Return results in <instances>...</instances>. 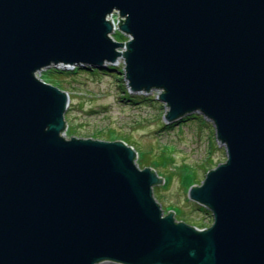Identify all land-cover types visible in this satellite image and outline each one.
Returning <instances> with one entry per match:
<instances>
[{
  "label": "water",
  "instance_id": "95a60500",
  "mask_svg": "<svg viewBox=\"0 0 264 264\" xmlns=\"http://www.w3.org/2000/svg\"><path fill=\"white\" fill-rule=\"evenodd\" d=\"M119 59L166 122L214 124L227 159L188 190L210 227L162 208L127 142L62 135L70 96L37 72ZM105 261L264 264V0H0V264Z\"/></svg>",
  "mask_w": 264,
  "mask_h": 264
},
{
  "label": "rangeland",
  "instance_id": "374dc122",
  "mask_svg": "<svg viewBox=\"0 0 264 264\" xmlns=\"http://www.w3.org/2000/svg\"><path fill=\"white\" fill-rule=\"evenodd\" d=\"M113 13L112 18H119L120 13ZM120 41L126 42L125 38ZM123 63L122 60V66ZM45 71L39 73L42 79ZM58 83L70 96L65 114L69 137L126 140L136 147L142 169L150 167L163 179L162 184L154 187V194L166 212H174L175 217L183 218L191 226L213 224L211 211H202L199 209L202 205L188 197V188L198 185V180L203 181L202 167L209 155L216 166L227 159L225 146L217 140L212 121L203 117L197 123L179 126L178 122L168 130L160 129L169 108L159 100L157 91L148 94L154 99L151 103L141 106L125 103L121 100L124 93L117 86H128L125 76L123 82H116L110 77L83 74L74 80L60 78Z\"/></svg>",
  "mask_w": 264,
  "mask_h": 264
},
{
  "label": "trees",
  "instance_id": "16d2710c",
  "mask_svg": "<svg viewBox=\"0 0 264 264\" xmlns=\"http://www.w3.org/2000/svg\"><path fill=\"white\" fill-rule=\"evenodd\" d=\"M123 38V37H122ZM122 38H120L118 36L119 40H122ZM86 74V75H91L92 77H110L113 80H115L116 82H123L124 81V76H125V72H124V67L122 66V64L119 65H114L111 63H106L103 67H101L100 69H92L90 68V66H87L86 68L80 67V66H76L73 69H69V70H64V69H58V68H54L51 67L49 69H47L45 71V74L42 76L44 79L43 81L52 84L54 86L59 87L61 90V84L58 83L60 78H64V79H75L77 77H80L81 75ZM119 90L121 91V93H124V96L121 97V100H123L125 103L129 104V105H145L146 103H151L154 101L153 98H150L148 95H142V94H131L126 85H117ZM204 116L194 113L191 115H185L182 118L176 120V121H172V122H162L160 129H164L168 130L170 128H173L178 122L180 123L179 126H185L186 124H191L196 122L197 120H199L200 118H203ZM66 123L67 126L68 124V120L66 117ZM180 128V127H179ZM69 132H70V128L68 126L67 129V137H69ZM72 136V135H71ZM96 139V138H93ZM98 140H105V141H116L119 139H98ZM126 142V140H124ZM128 143V142H127ZM129 145L133 146L132 144L128 143ZM213 151H210V153ZM220 164V163H219ZM217 164V165H219ZM137 165L142 169L141 164L137 161ZM216 164H214V159L211 157V155H209V159L204 162L203 167H202V173H204L205 175L207 174L208 171H210L211 169L215 168ZM147 167V166H146ZM144 167V168H146ZM154 170V169H153ZM205 178V177H204ZM191 180L193 182H195V179L193 177H191ZM204 180V179H203ZM203 181H197L196 184L201 185ZM201 183V184H200ZM192 187V186H191ZM190 188V187H189ZM188 188V190H189ZM199 209H201L204 212L209 213V210L206 207L203 206H199ZM172 212V211H170ZM169 212V213H170ZM174 213V212H173ZM184 215H182V217H184ZM176 220L178 222H186L183 220V218L179 219L178 217H175ZM187 223V222H186ZM189 224V223H188ZM191 225V224H190ZM199 228H207L206 226H203V224H196L193 225Z\"/></svg>",
  "mask_w": 264,
  "mask_h": 264
},
{
  "label": "built area",
  "instance_id": "2783aa9c",
  "mask_svg": "<svg viewBox=\"0 0 264 264\" xmlns=\"http://www.w3.org/2000/svg\"><path fill=\"white\" fill-rule=\"evenodd\" d=\"M117 12V11H116ZM119 13V12H118ZM114 15V13H112V14H110L109 15V19L113 22V25H114V30H113V33L110 35L115 41H120L119 39H118V36L120 37V38H125V40H126V42L127 41H129V40H131L132 39V36L130 35V34H126V33H124L123 31H121L120 30V28H119V22H120V20L122 19L120 16H119V18H112L111 16H113ZM115 37V38H114ZM123 60V59H122ZM122 60H120L119 61V64H121V61ZM124 61V60H123ZM123 67H124V70H125V61H124V63H123ZM152 92L153 91H157L158 92V94H159V96H160V94L162 93L159 89H154V90H151ZM141 93H143V94H150V93H148V92H141Z\"/></svg>",
  "mask_w": 264,
  "mask_h": 264
},
{
  "label": "bare ground",
  "instance_id": "6f19581e",
  "mask_svg": "<svg viewBox=\"0 0 264 264\" xmlns=\"http://www.w3.org/2000/svg\"><path fill=\"white\" fill-rule=\"evenodd\" d=\"M120 60H122V59H119V61ZM49 69V68H48ZM47 70V69H46ZM42 71H44V69L43 70H40V71H38L37 72V75L41 78V75H39V73H41ZM128 86H127V89H128V91L130 92V88H129V84H127ZM131 94H142V95H148V94H143V93H141V92H139V93H132V92H130ZM148 93H153L152 91H149ZM62 135L64 136V137H67V129L62 133ZM134 147V146H133ZM135 148V150H136V147H134ZM137 151V150H136ZM138 153V152H137ZM148 168H150V167H148ZM152 169V168H151ZM153 170V169H152ZM154 171V170H153ZM156 172V171H155ZM157 173V172H156ZM158 174V173H157ZM162 184V183H161ZM160 185V184H159ZM153 193H154V190H153ZM154 197H155V194H154ZM156 199V198H155ZM157 200V199H156ZM158 202V201H157ZM159 203V202H158Z\"/></svg>",
  "mask_w": 264,
  "mask_h": 264
},
{
  "label": "clouds",
  "instance_id": "9594fccd",
  "mask_svg": "<svg viewBox=\"0 0 264 264\" xmlns=\"http://www.w3.org/2000/svg\"><path fill=\"white\" fill-rule=\"evenodd\" d=\"M120 42H121V41H120ZM117 65H119V63H118ZM73 67H75V66H73ZM73 67H72V68H73ZM59 69H63V68H59ZM64 70H66V69H64Z\"/></svg>",
  "mask_w": 264,
  "mask_h": 264
}]
</instances>
